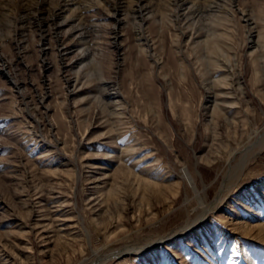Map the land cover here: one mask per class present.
Returning <instances> with one entry per match:
<instances>
[{
    "label": "rangeland",
    "instance_id": "obj_1",
    "mask_svg": "<svg viewBox=\"0 0 264 264\" xmlns=\"http://www.w3.org/2000/svg\"><path fill=\"white\" fill-rule=\"evenodd\" d=\"M80 1L0 0V264H264V148L193 224L264 134V0Z\"/></svg>",
    "mask_w": 264,
    "mask_h": 264
},
{
    "label": "bare ground",
    "instance_id": "obj_2",
    "mask_svg": "<svg viewBox=\"0 0 264 264\" xmlns=\"http://www.w3.org/2000/svg\"><path fill=\"white\" fill-rule=\"evenodd\" d=\"M112 1H113V3H112L113 11H112L111 16L116 17L117 14H119V12L121 11L122 5H123L122 3H124V2L121 1V0H112ZM145 1L146 0H135L134 1L135 2V5L137 7L134 10L136 11V13H138V15L141 14V12H142V10L144 8V2ZM84 2L85 1H80V0H57V2L54 5H51L50 6V8H49L50 9L49 14H47V16H44L43 13H44V11L46 9H45V6H44L45 3L42 0V3L41 4H39L38 2H35L34 4H32L31 7H28V8L23 7V9H22V15L19 18V20H17V21H19V22L20 21L27 22L28 19L32 20L33 23H35V26L38 29L41 28L42 33L39 36H41V37L44 38L45 37L44 36L45 35L44 33H45V31H47L46 29L43 28L44 27V24H46V23H48V21H50V24L52 25V27H54V28L57 29V27L60 26V24L61 25L63 24V23L58 22V18L60 17V15H62V13L65 12V11H67V10H70L72 12L74 10H78V11L85 10L87 8V5H85L86 3L84 4ZM188 2H191V4L188 5V6H184V5L188 4ZM76 4H77V6H74ZM174 6L176 8H182L184 6V7H186L188 9V11L190 10L189 13L195 11L194 9H196L195 3L192 2V0H174ZM199 13H200V11H199ZM73 15H75L74 12H73ZM73 18L74 17H72L71 15H68L66 17V20H70L71 21V20H73ZM79 19H80V15H79V18H78V26L81 27L82 24L79 23ZM245 20L248 21V19H245ZM17 21H16V23H17ZM18 26H20V25H18ZM54 33H55V37L59 39V36L57 35V32H54ZM84 33H85V31L80 32L81 38H83L82 35H84ZM144 39L145 38H143V40ZM0 42H1V37H0ZM0 62L2 64V66H4V68H5V65L6 64L4 63V60H3V57L1 55V53H0ZM3 73H5V72H3ZM77 79H78V76H77L76 80ZM113 97L115 98L116 96L113 95ZM213 101H214L213 112H215L217 110L219 104L217 102H215L216 99L214 100V98H213ZM255 148L258 149L256 152H258V151H260V150H262L264 148V134L261 137H259L255 142H253L252 144H250V146L244 151V153H242V155L245 154L244 155L245 157L243 156V158L241 159V162L239 164L234 165V167L231 168L230 174H228L227 176H226V174L224 175V176H226L225 177L226 182H224V184L220 187L221 190L216 194V196L210 202V204H208L206 207H204V209H202V211L198 214L197 218L193 221V224L198 223V222L204 220V218H206L208 215L212 214L214 212V209L216 207H218L225 200V194H226L227 190L230 188V186H232L234 184V182L238 179V176L241 173L242 166L246 163V157L248 156V153L254 152L253 150ZM64 165H66V163H64ZM98 167H101V166H98ZM93 180H94L93 182H96L97 181L96 183L98 184V182H100L99 180H101V179H98L97 178V179H93ZM60 212H61V210H60ZM60 215L63 216L62 213H59V211H54V213H52V217H51L54 221H62L61 226L56 230L58 232L56 234V236H57L58 239L62 238L63 241L66 244H69L70 241H74L75 240V238L78 236V234H76L75 231H74V233H72L73 231H71V229H69L70 228V226H69L70 224L67 222L66 219L62 218ZM72 219L73 218L71 217V220ZM191 226H192V224L190 226L187 225V226H185L183 228H180V230H175L174 233H171V234H169L168 236H165V237L170 238L172 236H176L178 234L185 233ZM164 238H162L161 240H163ZM140 248L138 247V248H135V249H128L127 251H124V252L136 251L138 253H141L142 252V248L141 249ZM116 251H115V255L116 256L121 253L118 250H116ZM101 260H103V259H101ZM101 262H103V261H100V263Z\"/></svg>",
    "mask_w": 264,
    "mask_h": 264
}]
</instances>
